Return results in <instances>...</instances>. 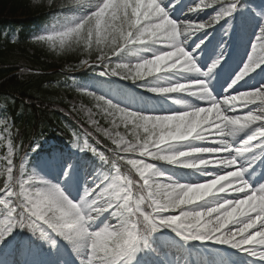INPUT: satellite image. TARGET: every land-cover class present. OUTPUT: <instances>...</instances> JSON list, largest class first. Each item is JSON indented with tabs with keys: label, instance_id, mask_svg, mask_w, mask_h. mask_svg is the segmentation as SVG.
I'll return each instance as SVG.
<instances>
[{
	"label": "snow or ice",
	"instance_id": "6c2138e0",
	"mask_svg": "<svg viewBox=\"0 0 264 264\" xmlns=\"http://www.w3.org/2000/svg\"><path fill=\"white\" fill-rule=\"evenodd\" d=\"M238 2L239 0H198L189 8L190 13H199L210 8H218V13L207 21H174L163 6L164 0H71L68 7L86 9L88 10L86 14L72 18L71 23L66 27L56 28L52 25L49 30L34 35L32 39L53 48L58 46L60 50L75 44L82 46L89 55L94 49L97 53L94 61L82 59L79 67L99 69L101 76L118 77L132 83L143 82L154 78L155 73L149 74V67L159 66L162 70H167L160 74H166L180 72L183 65L189 61L197 66V50L204 41L193 49L191 55L182 43H186L196 34L205 32L231 16L237 10ZM173 24L177 26V42L170 44L161 37L157 26L166 31ZM186 28H190L187 33ZM150 29L155 35L149 32ZM150 35L151 39H149ZM154 45L164 46L167 50L154 52L151 58L139 59L136 62H114L113 58L120 56L126 50ZM256 48L264 49V31L260 33ZM165 52L169 55L162 57L155 64L136 67L143 66L146 61H152ZM262 57H264V51L256 53L254 50L253 57L228 85L225 98L215 99V103L220 105L219 115L233 118H244L250 115L258 117L250 126L256 129L255 135L246 139L239 148L231 145L230 150L229 145L220 142L226 137L219 135L221 127L218 126L223 125V120L217 118L218 113L212 107L211 100L205 101V106L197 107L209 109L210 113L206 111L204 114L188 116L149 115L127 110L101 95L79 89L95 102L96 114L102 116L111 125L110 128H102L97 120H90L95 130L111 141L113 147L108 148L107 151L112 155L111 157L106 155L104 151H99L94 144L90 143L88 136L92 133L89 132L73 131V139L70 143L79 151L92 152L102 163L107 159L108 163L104 164L112 169V175L92 189L85 188L83 197L79 202H74L55 184L42 179L38 180L35 176L24 178L23 161L27 154L21 161L17 176L14 172L12 144L9 141V151L5 158L6 167L0 169V177H5L0 183V243H3L17 228L26 229L33 234L39 233L40 237L48 240L53 247L56 246L58 239H62L72 247L74 252L79 253L83 248L84 253L79 259V264H134L136 254L147 246V235L161 227H168L182 239L208 240L216 244L230 245L264 262V255H262L264 254V242H262L264 241V205L260 203L261 198H264V189L259 191L250 189L244 179L247 169L239 170L237 160L246 153L264 149V110L253 113L252 108L249 107L250 104H257V101H259L257 106L264 104V101L257 99L258 95L264 96V86H261L259 90L242 92L250 94L247 100L233 99L239 97L241 92L235 94L232 92L234 86L251 72L254 64H264L260 63ZM220 63L221 58L218 57L207 70H215ZM198 76L206 78L207 71ZM180 84L193 91L203 87L200 81L174 85ZM149 90L161 95L178 93L160 92L153 88ZM243 109H248L246 114H241ZM88 111L90 116L93 115L91 109ZM167 125H173V127L170 128ZM180 125H183L180 128V135L184 139H171L168 133L175 132ZM121 126L126 130V135L118 131ZM200 133L207 136V140L194 139ZM128 136L131 139H128ZM192 141L208 145L198 147L199 149H213V151L199 153L192 152L196 148L182 150L189 155L179 157L180 160L209 162L207 165L194 164L191 167H184L207 176L208 181L194 184L205 187L193 190L185 187L178 196L168 199H156L151 196L150 178L148 176L142 178V174L133 169L128 162L143 161L144 164L153 165L146 162L144 158L164 162L150 157L154 153L169 155L167 151L169 144ZM99 143L97 139L96 144ZM37 146L38 144L35 147ZM35 147L32 151H35ZM141 151L144 155L139 154ZM119 161L129 166L128 179L132 181V184L129 188L125 181L123 187L126 191L119 200H112L104 196L103 190L113 183L118 174L117 169H119L120 177L124 176L125 173L121 171ZM167 164L171 165V163ZM213 169L217 171L213 172ZM70 173L71 165H68L64 172L65 179ZM133 173L138 180L133 178ZM158 179L161 183L170 184L173 187L188 185L163 175ZM210 181L215 183H209ZM105 184L107 186H104ZM231 193L243 194V196H233ZM129 196L127 203L129 210H126L122 205L125 203V198ZM212 200L215 203L209 204ZM177 210H179L178 213ZM105 214H108L114 222L105 223L99 229L95 228L96 222ZM229 225L232 226L229 227Z\"/></svg>",
	"mask_w": 264,
	"mask_h": 264
},
{
	"label": "trees",
	"instance_id": "16d2710c",
	"mask_svg": "<svg viewBox=\"0 0 264 264\" xmlns=\"http://www.w3.org/2000/svg\"><path fill=\"white\" fill-rule=\"evenodd\" d=\"M65 0H54L52 6L64 5ZM42 4L37 9L31 7L30 0H0V101L7 107V114L14 124L13 130L21 144L29 143L32 137L42 132H52L56 127L64 128V119L60 113H66L68 105L60 97L61 89L56 83L60 77L55 64L47 63L44 57H53L47 47L31 46L32 70L23 69L10 60V55L21 48L20 43H13L2 36L1 30L9 24H22L45 10ZM26 19V20H23ZM22 22V23H21ZM65 53H60V60L79 61L88 53L82 46L73 44ZM97 53L93 49L91 56ZM53 72L52 74H49ZM59 130L58 132H63Z\"/></svg>",
	"mask_w": 264,
	"mask_h": 264
},
{
	"label": "clouds",
	"instance_id": "9594fccd",
	"mask_svg": "<svg viewBox=\"0 0 264 264\" xmlns=\"http://www.w3.org/2000/svg\"><path fill=\"white\" fill-rule=\"evenodd\" d=\"M34 3L38 2V0H33ZM48 4L51 5L53 3V0H47ZM71 4V0H65L64 3V7H68ZM71 23V20L66 19L64 22H55L53 25L56 28L59 27H66ZM157 30L161 32V37L163 39L166 40V42L173 44L177 42V26L176 25H172L171 27H168L166 31L162 30L159 28V26H157ZM186 33L187 31H190V28H186ZM149 32L152 33V35H155L154 32H152V30L150 29ZM141 36H143V34H141ZM151 35L149 37V39H151ZM142 42H144L142 40ZM147 50V49H146ZM169 53L165 52V53H161V55L156 56L152 61H146L145 64L143 66L141 65H137L136 67H145V66H150L151 64H155L156 61L160 60L162 57L164 56H168ZM260 63H264V57H262L260 59ZM259 63L254 64L251 67V72L254 70V67L257 66ZM219 65H217L218 67ZM162 71H167L166 69L162 70L159 66L155 67V68H151L149 67V74L151 73H155L154 75V80L152 81V83L159 85L160 83H167V77L160 74ZM180 72L183 73H191V74H196V75H201L203 74L205 71H202L198 66L194 65V62L189 61L188 63L184 64L183 67L179 70ZM207 71V76L206 78L212 76V73L214 72V70H206ZM201 84H203V87L196 89L195 91L188 89L185 87V85L180 84V85H172V86H163V87H154V90H158L160 92H178V93H187L188 95L199 99L201 101H212V107L217 111L218 119H222L223 120V125L222 126H218L221 127V132L219 133V135L221 136H227V137H231L232 139H235L239 134L243 133L245 130H247L252 123L255 122L256 119H258V117H244V118H233V117H224L222 115H219L220 112V105L215 103V98L212 96L211 91L209 90L208 84H204V82H201ZM248 93H241L239 97H234L233 99H238V100H247L249 98ZM257 99L264 101V96L258 95ZM264 110V109H262ZM209 112L211 110L209 109H204V108H194L193 110H185L181 113H178L176 115H198V114H204L205 112ZM167 127H173V125H167ZM183 125H180L176 128L175 132H169L168 136L171 139L174 140H182L184 139L183 136L180 135V128H182ZM189 135H191V133H189ZM194 139L199 140V141H203V140H207V136H205L203 133H200L199 135H196L194 137ZM126 142V141H125ZM163 142V141H162ZM223 144H227L229 145V150L231 149V145L226 141H220ZM178 144H169L168 145V153L174 151L177 148ZM134 149V146H133ZM131 150V149H130ZM209 151H213V149H193L192 152L193 153H199V152H209ZM140 155H144V152L141 151L139 153ZM189 155V153L184 152V151H178L175 152L174 154H169V155H162L160 153H154L152 154V156L150 158L152 159H156V160H161L164 161L166 163H171V164H177L179 163L180 166L182 167H191L194 164L196 166L199 165H207L209 162L205 161V160H199V161H187V160H180L179 157H183V156H187ZM104 163H108V160L105 159ZM128 163H130L132 165V168L137 170V172L139 174H142V178L143 176H148L152 182L151 184V188L152 191L150 193L151 196L155 197L156 199H160V198H164V199H168L174 196H178L180 194V192L185 188H189L190 190L196 189V188H203L205 187L204 185H178L176 187H173V185L170 184H163L159 181L158 177H160L162 174L154 167V165L151 164H144L143 161H129ZM117 176L114 179L113 183L109 184L104 190H103V194L106 198L108 199H112V200H119L121 198V196L123 195V193L126 191V189L123 187L125 181H127L128 183V187H131L132 181L130 179H128V177L130 176V170H128L123 177H120L119 175V169H117ZM146 183H148V181H146ZM209 183H215L214 181H210ZM255 195V194H253ZM128 199H130V196L128 198H125V203L122 205V207H124L126 210L127 209V203H128ZM215 203L214 200L209 201V204H213ZM260 203L262 205H264V198H261ZM264 242V241H262ZM264 255V254H262Z\"/></svg>",
	"mask_w": 264,
	"mask_h": 264
},
{
	"label": "rangeland",
	"instance_id": "374dc122",
	"mask_svg": "<svg viewBox=\"0 0 264 264\" xmlns=\"http://www.w3.org/2000/svg\"><path fill=\"white\" fill-rule=\"evenodd\" d=\"M192 1L193 0H172V6L178 10H181L185 7V5H187V4L189 5ZM135 52H140V49L136 48ZM22 54L16 53L15 55H13V60L18 62L23 67H30L32 64H31V60L28 58V55H26L24 53H22ZM62 69L67 71L68 68L66 66H64V67H62ZM206 81L208 82L209 89H213V88L217 89V87H218L217 81H215V80H206ZM71 103H72V106L74 108L73 111L75 113L81 115L85 119V121L88 123V125L91 126L92 128H94L92 126L90 120L95 119L98 121L96 113L91 110L93 115L90 116L89 111H88L90 108L85 106L83 103L79 102L77 98H73L71 100ZM183 144H187V143H183ZM238 165L242 166L241 164H238ZM241 170H243V169H241ZM247 175H248V171H246L244 173V178H246ZM250 185H252V184H250ZM262 189H264V186H262ZM254 191H259V190L254 189Z\"/></svg>",
	"mask_w": 264,
	"mask_h": 264
}]
</instances>
